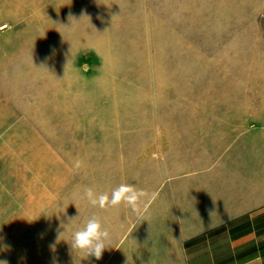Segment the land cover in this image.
<instances>
[{
	"label": "rangeland",
	"instance_id": "374dc122",
	"mask_svg": "<svg viewBox=\"0 0 264 264\" xmlns=\"http://www.w3.org/2000/svg\"><path fill=\"white\" fill-rule=\"evenodd\" d=\"M231 26L233 0H0V175L63 193L144 189L145 221L113 208L127 229L103 260L143 264L174 179L215 173L217 129L178 110L233 106L249 77L213 66Z\"/></svg>",
	"mask_w": 264,
	"mask_h": 264
},
{
	"label": "crops",
	"instance_id": "0c3cea01",
	"mask_svg": "<svg viewBox=\"0 0 264 264\" xmlns=\"http://www.w3.org/2000/svg\"><path fill=\"white\" fill-rule=\"evenodd\" d=\"M220 36L213 63L218 75L233 72L234 79L240 68L249 78L233 92V106L178 110L199 114L217 129L218 163L215 173L174 179L165 205L153 209L157 240L140 244L143 264H264V94L251 91L264 68V0H233V27ZM0 181V260L8 264H105L107 249L100 260L72 250V233L93 214L111 236L127 229L126 218L120 223L113 208L71 199L63 204L62 196L76 190L31 187L29 175H0Z\"/></svg>",
	"mask_w": 264,
	"mask_h": 264
},
{
	"label": "clouds",
	"instance_id": "9594fccd",
	"mask_svg": "<svg viewBox=\"0 0 264 264\" xmlns=\"http://www.w3.org/2000/svg\"><path fill=\"white\" fill-rule=\"evenodd\" d=\"M82 167L83 162L77 159L74 162V169L79 170ZM147 195L144 189L132 184L120 183L118 186L112 188L110 192H97L91 187L85 188L82 192L75 193L74 199L86 200L90 206L93 208L98 207L101 210L119 208L123 205L133 213L138 221L142 222L145 221L146 209L143 207V204ZM152 195L154 198L155 194L153 193ZM78 218L79 215L71 221H75ZM67 226L61 224V228H67ZM64 234L65 231L58 232L57 241ZM111 238V233L103 226L101 218L93 214L86 220L83 226L72 233L70 246L72 250L82 251L86 253L87 257L94 256L95 259L100 260L103 252L109 248ZM50 247L54 249L55 244ZM0 264H8V261L0 260ZM53 264H56V262L54 261Z\"/></svg>",
	"mask_w": 264,
	"mask_h": 264
}]
</instances>
